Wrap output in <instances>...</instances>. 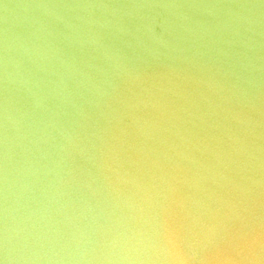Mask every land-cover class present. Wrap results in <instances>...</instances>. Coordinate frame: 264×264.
I'll list each match as a JSON object with an SVG mask.
<instances>
[{
  "label": "water",
  "instance_id": "95a60500",
  "mask_svg": "<svg viewBox=\"0 0 264 264\" xmlns=\"http://www.w3.org/2000/svg\"><path fill=\"white\" fill-rule=\"evenodd\" d=\"M0 264H264V0H0Z\"/></svg>",
  "mask_w": 264,
  "mask_h": 264
}]
</instances>
